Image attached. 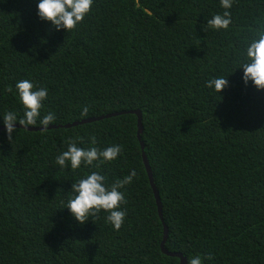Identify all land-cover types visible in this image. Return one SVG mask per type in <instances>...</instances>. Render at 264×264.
I'll return each instance as SVG.
<instances>
[{
    "label": "trees",
    "instance_id": "1",
    "mask_svg": "<svg viewBox=\"0 0 264 264\" xmlns=\"http://www.w3.org/2000/svg\"><path fill=\"white\" fill-rule=\"evenodd\" d=\"M37 2L0 0V117L23 116L15 84L24 79L48 89L42 115L54 113L52 125L126 113L16 127L11 141L0 131V264H179L161 251L164 225L165 248L187 264L197 254L203 264H264V90L237 69L264 32V0H233L228 29L207 32L220 0H94L68 33L39 19ZM217 77L229 82L218 94L206 86ZM131 110L142 115L141 140ZM69 140L122 153L61 169ZM132 170L119 231L104 211L80 224L63 208L85 174L110 187Z\"/></svg>",
    "mask_w": 264,
    "mask_h": 264
},
{
    "label": "clouds",
    "instance_id": "2",
    "mask_svg": "<svg viewBox=\"0 0 264 264\" xmlns=\"http://www.w3.org/2000/svg\"><path fill=\"white\" fill-rule=\"evenodd\" d=\"M93 3L94 0H38L37 16L42 21L49 23L56 31L63 30L68 33L76 29L90 14ZM220 4L225 11L207 19L202 26L203 31L227 30L232 23L231 13L228 10L231 9L233 0H220ZM245 56V62L237 68L243 70L242 83L247 86L251 82L257 91L264 90V32H261L259 38L254 39L247 46ZM228 85L226 77H217L206 82V86L217 94L226 89ZM15 90L19 102L23 106V116H18L15 111H8L0 117L9 141L14 138L18 130L15 127L17 124L20 128L39 124L43 129H46L55 120V115L52 112L42 115L44 101L48 98L46 87L37 88L30 80L24 79L16 82ZM84 112L86 113L87 109H84ZM91 143L95 145L94 138H91ZM121 153V145H112L101 150L95 146L77 147L75 140H69L67 149L56 156L55 164L61 169L70 168L75 171L82 165L91 167L94 162H97L96 166H99V163L115 161ZM135 176L136 172L132 170L129 175L122 180H117L109 187L106 184L105 176L99 172L93 171L85 174L71 184L72 195L63 208H67L70 215L80 224H84L92 216L104 211L108 213L107 222L112 225L114 231H119L126 217V211L122 205L127 203L121 189L132 183ZM207 258H202L197 254L188 261V264H203V259Z\"/></svg>",
    "mask_w": 264,
    "mask_h": 264
},
{
    "label": "water",
    "instance_id": "3",
    "mask_svg": "<svg viewBox=\"0 0 264 264\" xmlns=\"http://www.w3.org/2000/svg\"><path fill=\"white\" fill-rule=\"evenodd\" d=\"M123 113H126V112H122L121 111V112L110 113V114L102 115V116H99V117H96V118H90V119H87V120L76 121V122H73V123H70V124H65V125H58V126L49 125L46 129L70 128V127H73V126H76V125H81V124H84V123H91L93 121H97V120L104 119V118H109L111 116H117V115L123 114ZM127 113H131V114H134V115L137 116V137H138L139 140H141V134L143 132V126H142V115H141L140 111L139 110H131V111H128ZM15 127H20V126L17 124V125H15ZM21 128H23V127H21ZM25 129L30 130V131H43V130H45L41 126H39V127H28V128H25ZM3 130H4V126H0V131H3ZM141 149H142V151L144 150V145H143L142 142H141ZM142 160H143V164H144V166L146 168V172H147V176L149 178L150 184H151V188H152L153 193H154V198H155L156 205H157V208H158L159 217L162 219L161 200H160L158 191L156 189V186L154 185L153 178H152V171H151V168L149 166L148 159H147L146 155L144 154V152L142 153ZM167 238H168V229L164 225V236H163V240H162V243H161V246H160L162 253H164L167 256H172V257L179 258V264H187L186 258L181 253H171L165 248V243L167 241Z\"/></svg>",
    "mask_w": 264,
    "mask_h": 264
}]
</instances>
